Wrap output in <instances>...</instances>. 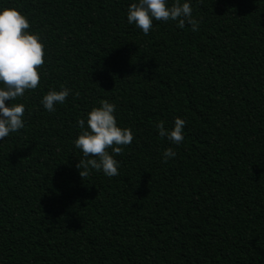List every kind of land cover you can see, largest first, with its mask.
I'll return each mask as SVG.
<instances>
[{"label":"trees","instance_id":"trees-1","mask_svg":"<svg viewBox=\"0 0 264 264\" xmlns=\"http://www.w3.org/2000/svg\"><path fill=\"white\" fill-rule=\"evenodd\" d=\"M134 2L0 0L45 45L39 87L5 102L25 126L0 141V264H264V0H181L199 31L147 35ZM103 100L134 139L119 175L82 180L77 122ZM177 117L180 145L156 128Z\"/></svg>","mask_w":264,"mask_h":264},{"label":"clouds","instance_id":"clouds-1","mask_svg":"<svg viewBox=\"0 0 264 264\" xmlns=\"http://www.w3.org/2000/svg\"><path fill=\"white\" fill-rule=\"evenodd\" d=\"M127 20L145 35L152 29L153 20L177 21L178 28L183 29L187 24L193 32L199 31V22L192 16L190 3H181V0H174L171 7L168 0H138L128 7ZM30 27L29 20L18 9L0 10V141L25 126L24 104L6 106L5 102L23 97L27 90H35L40 84L45 45L39 34L28 31ZM71 91L63 86L59 91L50 90L41 103L47 111L53 112L55 105L64 103ZM75 95L78 97L79 93ZM115 111V104L103 100L100 107H93L88 113L87 128L84 119L77 122L81 132L74 144L85 158L76 165L82 180L91 174V170H102L108 177L119 175V163L114 155H122L123 146L129 145L134 136L131 129L117 125ZM185 124L186 121L177 117L172 130L165 128L164 121L157 122L156 128L161 138L166 137L171 143L180 145L184 141ZM175 156L176 152L167 148L163 152V162L167 163Z\"/></svg>","mask_w":264,"mask_h":264}]
</instances>
